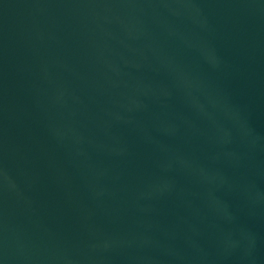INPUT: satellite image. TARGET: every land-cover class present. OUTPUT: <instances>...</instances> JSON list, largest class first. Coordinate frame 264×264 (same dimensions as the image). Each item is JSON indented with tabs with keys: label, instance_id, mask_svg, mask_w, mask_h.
Masks as SVG:
<instances>
[{
	"label": "water",
	"instance_id": "1",
	"mask_svg": "<svg viewBox=\"0 0 264 264\" xmlns=\"http://www.w3.org/2000/svg\"><path fill=\"white\" fill-rule=\"evenodd\" d=\"M0 264H264V0H0Z\"/></svg>",
	"mask_w": 264,
	"mask_h": 264
}]
</instances>
